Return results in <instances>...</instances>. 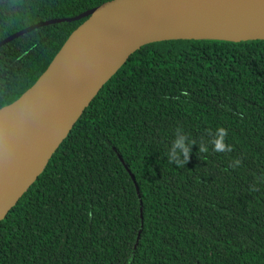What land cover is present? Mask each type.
Returning <instances> with one entry per match:
<instances>
[{
	"label": "trees",
	"instance_id": "obj_1",
	"mask_svg": "<svg viewBox=\"0 0 264 264\" xmlns=\"http://www.w3.org/2000/svg\"><path fill=\"white\" fill-rule=\"evenodd\" d=\"M105 1L0 0V40ZM84 19L0 46V108ZM221 127L231 151H213ZM0 264H264V39L133 52L0 221Z\"/></svg>",
	"mask_w": 264,
	"mask_h": 264
},
{
	"label": "water",
	"instance_id": "obj_2",
	"mask_svg": "<svg viewBox=\"0 0 264 264\" xmlns=\"http://www.w3.org/2000/svg\"><path fill=\"white\" fill-rule=\"evenodd\" d=\"M260 11L264 0H107L76 16L36 22L0 40L1 46L41 26L85 18L36 81L0 108L21 104L0 137V221L133 52L164 40L264 39V32L239 39L206 33L215 25Z\"/></svg>",
	"mask_w": 264,
	"mask_h": 264
},
{
	"label": "bare ground",
	"instance_id": "obj_3",
	"mask_svg": "<svg viewBox=\"0 0 264 264\" xmlns=\"http://www.w3.org/2000/svg\"><path fill=\"white\" fill-rule=\"evenodd\" d=\"M259 32H264V11L248 13L224 23L215 25L209 29L207 34H215L232 39H239L254 36ZM21 104L4 108L0 111V137L5 132V123L8 122L20 110Z\"/></svg>",
	"mask_w": 264,
	"mask_h": 264
},
{
	"label": "clouds",
	"instance_id": "obj_4",
	"mask_svg": "<svg viewBox=\"0 0 264 264\" xmlns=\"http://www.w3.org/2000/svg\"><path fill=\"white\" fill-rule=\"evenodd\" d=\"M226 136H227L226 129L222 127L217 129V136L212 141L213 151L216 152L231 151V146L225 144ZM177 147H179L181 150L179 153L175 152V149ZM199 151L206 152L207 148H205L203 144H201L199 147ZM189 152H190V147L183 142V138L175 139L173 141L171 149L169 150V154H168L169 163L170 164L175 163L177 165L183 166L187 162ZM89 215H91V213H89Z\"/></svg>",
	"mask_w": 264,
	"mask_h": 264
}]
</instances>
